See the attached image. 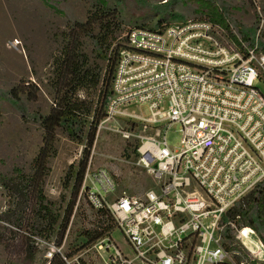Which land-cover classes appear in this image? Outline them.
<instances>
[{
    "label": "built area",
    "instance_id": "built-area-1",
    "mask_svg": "<svg viewBox=\"0 0 264 264\" xmlns=\"http://www.w3.org/2000/svg\"><path fill=\"white\" fill-rule=\"evenodd\" d=\"M260 86L264 54L231 28L177 19L127 32L106 118L122 115L120 108L129 104L146 105L148 122L176 124L181 138L169 148L167 128L159 140L141 142L138 164L157 188L140 196L118 195L106 169L86 170V201L95 211H107L114 223L92 244L101 264H238L223 245L226 227L234 225L223 219L264 182ZM53 255L60 264H85L80 253L66 256L58 249Z\"/></svg>",
    "mask_w": 264,
    "mask_h": 264
},
{
    "label": "rangeland",
    "instance_id": "rangeland-1",
    "mask_svg": "<svg viewBox=\"0 0 264 264\" xmlns=\"http://www.w3.org/2000/svg\"><path fill=\"white\" fill-rule=\"evenodd\" d=\"M102 1L108 8L106 17H102L100 11ZM144 1L160 5L169 0ZM212 1L228 8L229 28L237 36L241 38L237 27L255 31L254 44L260 49L259 43L264 44V0ZM172 13L182 16V19H206L197 5L188 0H176ZM91 15H97L98 20L106 22L109 27L111 50L120 47L131 28H154L158 19L133 0H0L1 175L11 176L14 169L30 172L31 161L42 144L43 134L31 117L35 113L48 114L52 107L50 79L53 58L59 55L64 37L73 24L85 23ZM95 31L98 33V29ZM82 45L91 62L101 65L94 57L90 41L83 38ZM16 86H23L36 95L34 101L27 99L26 95L21 97L27 114L25 118L3 96ZM260 88L264 90L263 86ZM120 112L122 115L110 119L105 116L99 123L86 170L106 169L117 184L118 195L140 196L157 188V182L138 164L141 142L150 138L159 140L168 128L164 137L168 147L174 149L181 138L180 127L169 125L164 120L155 125L148 122L150 112L146 105L129 104L121 107ZM54 148L55 155L48 163L44 195L55 205L56 211L63 214L71 197L69 189L63 188L62 181L68 166L77 164L82 158L83 147L68 140L58 130ZM82 185L65 231L63 234L59 232L57 239L54 236L51 241L27 233L24 220L27 212L22 209L21 200L6 194L0 187V264H48L47 257L58 249L66 256L83 254L85 264H101L100 257L92 249L93 243L87 244L84 237L86 231L93 230L92 224H96L98 217L86 201ZM233 225L231 236L235 243L224 239L223 245L232 252L234 261L237 263L235 258L239 257L243 264L250 260L264 264V245L259 235L241 222ZM242 230L250 231L248 235L259 249L257 255H251L242 245L238 238ZM260 236L264 238V233ZM114 238L124 248L120 235L116 234ZM213 248L211 245L210 249Z\"/></svg>",
    "mask_w": 264,
    "mask_h": 264
},
{
    "label": "trees",
    "instance_id": "trees-1",
    "mask_svg": "<svg viewBox=\"0 0 264 264\" xmlns=\"http://www.w3.org/2000/svg\"><path fill=\"white\" fill-rule=\"evenodd\" d=\"M188 1L197 5L207 20L229 30L228 8L219 6L212 0ZM133 2L158 18L154 28L182 19V16L172 13L176 0H169L160 5H151L144 0H133ZM101 5L102 17H106L109 13L107 5L104 1ZM108 30L106 22L99 21L97 15L89 16L85 23L73 24V28L64 37V45L59 55L52 61L50 79L52 107L48 114L35 113L31 117L38 123L43 134L42 144L31 161L30 172L24 173L22 170L14 169L11 176L0 174V187L6 194L18 197L22 209L27 212L24 219L25 229L30 236H37L45 241H51L54 236L57 239L59 232L63 234L65 231L72 215L86 172L89 151L93 146L98 125L105 118L104 107L110 96L111 80L119 50V48L110 49L111 33ZM237 30L242 41L253 46L255 31L241 27H237ZM83 38L90 41L94 57L101 65L91 62L84 53ZM233 39L235 40L234 37ZM259 47L264 54V44L259 43ZM23 95H26L30 101L36 98L35 92L23 86L13 87L3 94L25 118L27 114L21 100ZM58 130L62 131L68 140L83 147L82 158L77 164L68 166L62 181L63 188L69 189L71 197L63 214H59L55 205L44 195L45 179L49 173L48 163L55 155L54 144ZM96 213L98 220L96 224H92L93 230L84 233L87 244L93 243L114 226L113 219L107 211L99 210ZM223 220L224 223L229 221L235 225L241 222L258 234L260 242L264 245V238L260 236L264 233V182L238 202ZM231 232L232 230L227 226L224 239L233 244L235 242ZM235 259L237 263L242 262L239 257ZM48 264H60V262L53 255ZM247 264L259 263L257 260H250Z\"/></svg>",
    "mask_w": 264,
    "mask_h": 264
},
{
    "label": "bare ground",
    "instance_id": "bare-ground-1",
    "mask_svg": "<svg viewBox=\"0 0 264 264\" xmlns=\"http://www.w3.org/2000/svg\"><path fill=\"white\" fill-rule=\"evenodd\" d=\"M147 146V145H146ZM145 146L142 148L144 149ZM250 231L249 230H242L238 233V238L240 239L242 245L249 251L251 255H257L259 252L258 247L252 242L250 238Z\"/></svg>",
    "mask_w": 264,
    "mask_h": 264
}]
</instances>
